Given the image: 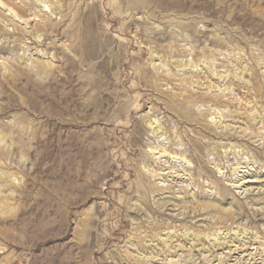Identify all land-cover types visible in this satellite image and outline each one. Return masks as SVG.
Wrapping results in <instances>:
<instances>
[{
    "label": "rangeland",
    "instance_id": "374dc122",
    "mask_svg": "<svg viewBox=\"0 0 264 264\" xmlns=\"http://www.w3.org/2000/svg\"><path fill=\"white\" fill-rule=\"evenodd\" d=\"M0 264H264V0H0Z\"/></svg>",
    "mask_w": 264,
    "mask_h": 264
},
{
    "label": "bare ground",
    "instance_id": "6f19581e",
    "mask_svg": "<svg viewBox=\"0 0 264 264\" xmlns=\"http://www.w3.org/2000/svg\"><path fill=\"white\" fill-rule=\"evenodd\" d=\"M5 6V5H4ZM8 10V9H7ZM50 65V64H49ZM8 73V72H7Z\"/></svg>",
    "mask_w": 264,
    "mask_h": 264
}]
</instances>
